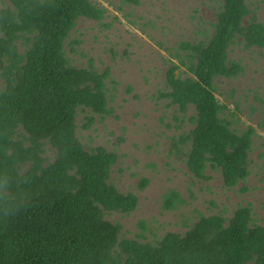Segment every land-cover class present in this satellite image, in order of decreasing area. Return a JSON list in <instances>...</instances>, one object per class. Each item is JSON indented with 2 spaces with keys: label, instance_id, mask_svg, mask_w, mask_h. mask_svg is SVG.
Here are the masks:
<instances>
[{
  "label": "trees",
  "instance_id": "trees-1",
  "mask_svg": "<svg viewBox=\"0 0 264 264\" xmlns=\"http://www.w3.org/2000/svg\"><path fill=\"white\" fill-rule=\"evenodd\" d=\"M7 1L0 7V264H264V226L254 224L250 207L230 218L202 216L156 244L120 237L121 225L105 212L132 213L139 199L109 183L117 154L89 152L77 136L79 108L110 112V70L75 67L65 49L80 18L100 20L106 10L91 0ZM220 2L212 36L180 43V63L166 74L171 91L161 96L181 111L196 107L194 128L175 142L190 143V172L205 179L208 165L218 167L234 187L249 176L253 136L222 116L213 82L238 68L228 62L236 35L264 48V24L247 0ZM180 67L188 76L176 75Z\"/></svg>",
  "mask_w": 264,
  "mask_h": 264
},
{
  "label": "rangeland",
  "instance_id": "rangeland-1",
  "mask_svg": "<svg viewBox=\"0 0 264 264\" xmlns=\"http://www.w3.org/2000/svg\"><path fill=\"white\" fill-rule=\"evenodd\" d=\"M91 1L106 13L100 20L77 21L66 55L75 67H91L99 73L110 70L106 80L110 112L100 115L79 108L77 136L89 152L105 147L117 154L109 183L139 199L132 213L105 212L106 220L121 225L120 237L152 244L169 232L185 234L202 216L230 218L240 207H250L254 224L264 226V48L248 45L236 35L229 44L228 62L238 68L213 82L222 116L237 133L250 130L253 136L249 176L227 187L218 167L208 165L205 179L190 172L188 141L175 147L194 128L196 107L181 111L161 96L171 91L166 74L180 63V43L211 37L222 2ZM8 4L0 0V7ZM247 4L264 24V0H247ZM176 75L188 76L183 67ZM55 155L49 147L45 156L53 160Z\"/></svg>",
  "mask_w": 264,
  "mask_h": 264
}]
</instances>
